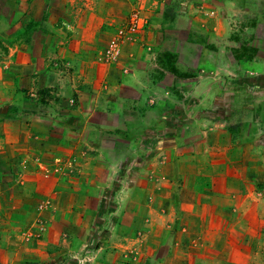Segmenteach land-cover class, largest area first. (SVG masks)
Segmentation results:
<instances>
[{"label":"rangeland","instance_id":"374dc122","mask_svg":"<svg viewBox=\"0 0 264 264\" xmlns=\"http://www.w3.org/2000/svg\"><path fill=\"white\" fill-rule=\"evenodd\" d=\"M71 1L68 0L70 4ZM78 1L80 4L75 10H80L81 13L87 9L94 11L96 6L98 12L102 5L97 2L103 4L102 0H93L94 4L88 0ZM115 1L112 6L113 13L118 19L115 17L113 23L107 24L106 27L112 35L107 40L105 48L89 54V62L102 65L120 63L125 42L138 38L145 29L153 25L152 30L163 34L162 45L170 47L176 44L178 50L183 48L185 51L180 54L179 62V54L172 51H163L157 58L160 67L169 71L178 80L200 79L198 75L202 68L199 67V63L218 64V46L225 45L226 62L229 65L235 64L237 59H245L250 63L245 62L243 66H253L255 72L259 73L248 75L260 77L258 89L264 97V0H194L201 11L189 21L186 17L180 20L179 24L186 29L181 38L177 37L175 21L176 9L180 11L181 0ZM58 2L59 0H52V5H59ZM223 9L227 11L225 17L222 15ZM135 14L141 17L144 24L139 30L131 31V22ZM60 24L59 21L55 22L57 27L61 26ZM37 26L42 27V24L39 23ZM166 37L177 38L178 41L172 42ZM182 39L186 41L182 42ZM30 40V0H0V264H180L178 258H166L172 247L204 254V246L195 242L197 238L191 236L190 239L185 238L184 244L180 242L181 240H176L172 246L171 242L178 238L179 231L188 219L187 211L181 208H176L165 217L170 219L167 225L171 223V227L158 231L164 242L154 247V240L147 238L149 233L151 235L156 232L155 230L153 232L150 225L152 220L155 221L149 207L154 199L153 195L151 192L148 195H140L139 190L133 193L124 190L128 183L125 180L129 179L130 185L143 186V180L140 181L138 178V173L142 170H147L143 171V174L146 173L145 175L150 178L158 171H156L158 166L152 164L151 160L144 159L139 162L137 160L139 157L145 158L146 154L153 156L148 153L149 150L153 152L158 150V147L153 149L154 140L152 141L153 138L150 136H147L148 140L141 139L140 133L136 131L130 135L136 143L135 146L124 149L127 162L115 168L104 165L108 175L110 171L115 172L116 178L109 185H106L107 180H104L105 185L101 186L96 195L94 189H84L85 194L76 197L59 194L58 185H54L53 178L46 182V187L49 188L47 193L30 189V155L33 157L34 154L30 151V120L37 118L38 114L42 116L43 109L48 111L62 109L64 111L60 118L49 116L38 123L50 126L57 125L56 122L61 120V123L66 125L67 133L71 126L83 128L88 124V117L75 114L78 102L71 86L76 85L84 89L90 86L84 82L89 69L65 64L60 60L65 58H58L60 52L57 47L47 52V59H44L40 52L37 55L36 66H32ZM229 70L234 71L228 68L227 72L220 71L223 73L221 76L226 75L220 82L224 79L228 81L230 78L228 91L235 96L233 100L231 98L232 120L230 119L229 123L231 134L234 135L238 127L235 122L238 117L237 110L240 109L238 107L253 103L256 96L244 89L246 85L243 82L238 79L235 82L232 78H237V74L228 72ZM154 71L158 78L170 83L171 77L165 78L161 68ZM238 72L243 76L241 70L238 69ZM197 85L198 82L193 87L194 91L201 92L202 89L196 88ZM173 88L174 93L180 97L179 101L173 102L174 108H180L177 106H182L184 100H187L191 115L203 111L205 115L210 116L206 123L214 128L215 133L219 132L220 106L217 100L220 91L219 80L213 91L209 95L205 94V99L199 95L196 101L182 98L185 95L179 91V89L189 91L191 86ZM194 98L196 99V96ZM160 106L162 113L169 114L171 108L168 104ZM259 113L261 119H264V105H260ZM161 117L162 122L151 119L148 125L164 126L168 123H179L187 126L194 123L192 116H180L176 112L172 122L167 120L165 115ZM92 119L99 123L105 120V116L98 113ZM187 129L188 131L184 130L178 134L186 136L191 128ZM6 130L11 134L7 135ZM123 132L121 129L114 133L107 128H99L91 130L90 135L94 137L93 139L97 137L104 139L107 147L114 143L122 146L124 143L127 145L124 139L128 138ZM199 149L195 148L196 152H193L196 169L211 172L213 165L209 162L212 160L204 158ZM212 151L210 157H216V161L220 151L217 148ZM107 154L114 157L116 151L107 149ZM56 158L45 168L40 156L36 157L37 170L48 168L51 176L60 171L61 176L84 175L83 164L65 165L61 170L58 167L65 160L60 156ZM147 182L145 183L149 191L154 185L150 181ZM112 187H116L114 192ZM152 252L162 258V261L148 259L147 254ZM192 261L190 259L188 263L191 264ZM186 263L185 260L181 264ZM193 264L202 262L194 260Z\"/></svg>","mask_w":264,"mask_h":264},{"label":"crops","instance_id":"0c3cea01","mask_svg":"<svg viewBox=\"0 0 264 264\" xmlns=\"http://www.w3.org/2000/svg\"><path fill=\"white\" fill-rule=\"evenodd\" d=\"M88 1L94 4L93 0ZM102 2L103 4L97 2L102 5L98 12L96 6L94 11L87 9L81 13L80 10H75L80 4L78 0H72L71 4L68 0L62 2L59 0V5H52V0H30V64L36 66L37 55L40 52L44 59H47V52L57 47L60 52L58 58H65L66 60L60 59L65 64L89 69L84 82L90 84L88 89L71 86L78 102L75 114L88 117V124L83 128L71 126L67 133L66 125L61 123V120L56 122L57 125L50 126L38 123L49 116L60 118L64 111L62 109L58 111L43 109L42 116L38 114L37 118L30 120V151L34 153L33 157L30 155V189L47 193L49 188L46 187V182L53 178L54 185H58L59 194L76 197L85 194L84 189H94L96 195L101 186L105 185L104 180H107L106 185H109L116 178L115 172L110 171L108 175L104 165L112 168L124 165L127 162L124 149L131 148L136 143L130 135L139 132L141 139L148 140L147 136L153 138V149L158 147V150L157 152L149 150L148 153L153 156L146 154L145 158H137L138 162L149 159L160 169L157 167V173L151 178L145 175L146 173L143 174V171L147 170H142L138 173V178L140 181L143 180V186L130 185L129 179L125 180L128 181L127 184L124 182L126 184L124 190L130 193L139 190L140 195H148L151 192L153 195L154 199L149 207L155 221L152 220L150 225L153 232H156L151 235L149 233L147 238L154 240V247L164 242L158 231L171 227V223L167 225L170 219L165 217L176 208H181L187 211L188 219L179 231L178 238L171 242L172 246L176 240H181L180 242L184 244L185 238L190 239L191 236L197 238L195 242L204 246V254L172 247L166 258H178L180 264L185 260L186 264H189L190 259L193 260L191 264L194 260H199L202 264H264V119H261L259 113L260 105H264V97L258 89L260 77L248 75L259 73L255 72L253 66L244 67L245 62L250 63L245 59H237L235 64L229 65L226 62V46L219 45L218 64L199 63V67L202 68L198 75L199 81L192 80L193 78L180 81L160 67L157 58L163 51H172L179 54V62L180 54L185 51L183 48L178 50L176 44L170 47L162 45L163 34L152 30L153 25L145 29L138 38L125 42L120 63L93 64L88 60L89 54L105 48L107 40L112 35L106 28L107 24H112L116 17L112 7L116 1ZM180 3V11L177 8L175 13L178 38L184 36L186 32L179 24L180 20L186 17L189 21L201 11L194 0H181ZM226 12V9H223L224 17ZM116 18L118 19V16ZM57 21L61 26H55ZM39 23L42 27L37 26ZM166 38H170L172 42L178 41L177 38ZM185 41L186 39H182V42ZM158 68L163 70L164 77H171L170 83L155 75L154 70ZM227 68L234 70L228 72L237 74V78H232L235 82L236 79L243 82L246 85L244 89L256 96L253 103L238 107L240 109L237 110L238 117L235 121L238 127L234 135L231 134L229 123L231 98L233 100L235 96L228 91L230 78L228 81L224 79L220 82L222 77L226 76H221L223 73L220 71L227 72ZM238 69L243 76L239 75L241 73ZM217 73L219 75H216ZM218 80L220 129L215 133L214 128L206 123L210 116L205 115L203 111L191 115L187 100H184L182 106H177L180 108L173 107V102L180 99L179 95L174 93L173 87L191 86L189 91L180 89L179 91L185 95L182 98L196 101L199 95L202 99L205 94L209 95L218 84ZM197 82L196 88H201V92L193 89ZM161 104L170 106L169 114L161 112ZM175 112L180 116H192L194 123L187 126L179 123H168L164 126L148 125L151 119L162 122V115L167 116L166 119L172 122ZM98 113L105 116V120L99 122L101 124L92 119ZM186 127L191 128L189 134L180 136L179 132L188 131ZM99 128H107L114 133L123 130V134L128 136L124 139L127 145L124 143L119 146L118 143H114L107 147L101 137L93 139L94 137L90 135L91 130ZM6 131L7 135L11 134ZM195 148H200L198 151H202V156L208 161L212 160L209 162L213 165L211 172L196 169L193 155ZM214 148L220 151L216 161V157H210V152ZM107 149L116 151L115 156L109 157ZM39 156L45 168L47 165L50 166L49 162L56 156L65 160L60 163L58 167L60 169L69 164H83L84 175L61 176L60 171L51 176L48 168L37 170L35 159ZM147 181L154 185L149 191ZM111 189L114 192L116 187ZM182 234L185 235L180 237ZM147 256L148 259L162 261L155 252L148 253Z\"/></svg>","mask_w":264,"mask_h":264},{"label":"built area","instance_id":"2783aa9c","mask_svg":"<svg viewBox=\"0 0 264 264\" xmlns=\"http://www.w3.org/2000/svg\"><path fill=\"white\" fill-rule=\"evenodd\" d=\"M131 31H137L140 28L143 27V20L141 19V17L138 14H135L133 16L132 22H131Z\"/></svg>","mask_w":264,"mask_h":264}]
</instances>
